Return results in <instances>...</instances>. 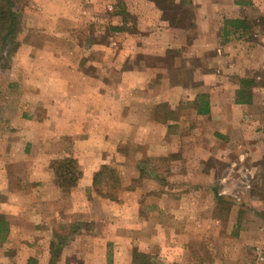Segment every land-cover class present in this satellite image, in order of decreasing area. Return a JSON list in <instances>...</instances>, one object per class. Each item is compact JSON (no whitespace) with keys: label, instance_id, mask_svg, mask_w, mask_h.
Segmentation results:
<instances>
[{"label":"crops","instance_id":"0c3cea01","mask_svg":"<svg viewBox=\"0 0 264 264\" xmlns=\"http://www.w3.org/2000/svg\"><path fill=\"white\" fill-rule=\"evenodd\" d=\"M32 1L40 6L38 14L32 15L30 25L20 36L23 40L30 34L32 41L30 45L21 42L20 50H37V55L30 61L34 71L32 74L27 70L18 73H23L22 81L46 82L45 89L34 92L37 102L26 104L35 108L34 104L38 103L46 109L41 122L30 117L38 128L63 126L64 129H72L62 136L61 142L73 143L78 147L74 149L77 151L83 145L93 143L88 140L90 136L85 134V128L101 127L96 114L109 113L110 140L106 142L108 137L105 136L103 145L108 151H113V161L129 167L128 162L136 146H141L145 157L153 151L160 156L171 155L177 162H189V168L181 167L185 171H174L173 176L174 182H178L176 190L190 195L202 190L214 192L215 171L206 164L210 160L226 159L224 150L231 144L238 143L249 151L250 148H258V153H254L256 155L244 152L240 159L264 158V129H261L264 125V106L260 103V92L255 89L262 79L258 75L261 69L264 70V58L261 57L264 36L252 46L253 43L236 39L231 33L225 35L229 20L245 19L247 6L257 7L264 0H62V28L58 29L42 24L44 4L48 0ZM261 15L264 16V13ZM102 18L107 19H104L106 23L100 22ZM84 24L86 28H83ZM107 28L111 34L103 43L102 31ZM76 33H79L78 37ZM56 42L62 44V55L53 51L52 44ZM99 47L114 51L109 71L102 70L101 59L92 61L85 55L86 50ZM44 48L51 51L41 57ZM18 59L25 68L31 65L20 57ZM191 60H194L195 66ZM90 62H94V68L89 66ZM186 64L190 69L186 68ZM58 66H62L61 88L55 87L57 79L53 71ZM21 93L10 91V102L6 107L9 108V103L14 101L16 108L23 100L24 94ZM27 93L30 96L33 92ZM242 96L247 97L246 101H238ZM103 98L109 106L105 110L102 108ZM201 100L208 104L207 108ZM162 104L168 107L173 117L164 120L156 118ZM205 108L206 112H199ZM7 123L11 128L18 126V122ZM184 128L190 129V132L178 133ZM47 132L45 136L31 133L32 144L39 146L40 137L54 135ZM1 141L0 216L4 218L0 219V264H20L21 259H24L22 264H66L68 257L73 259L70 264H110L106 249L101 255L88 244V240L92 242L97 237L90 235L89 238L82 231L71 241L72 245L70 242L57 253L54 250L56 241L66 239L60 227L107 220L105 214L104 217H97L100 212L98 206L108 209L107 216L110 213L109 223L107 221L106 224H110L114 231L111 242L118 246L114 264H132L131 245L119 247L125 238L120 235V229L123 233L126 229L127 236L136 233V221L140 222L139 233L144 240L141 247L135 244L134 249L140 247L139 251L146 255L159 254H154L153 249L167 237L160 223L153 224L159 230L151 237L145 231L144 226L149 219L144 214L136 220L127 218V222L135 221L133 226L127 224L120 227V218L112 215H119L121 209L134 208L135 204L111 202L97 196L93 189L97 164L85 166L76 187L64 191L55 184L52 170L38 171L30 165H38L35 164L36 152L31 154L36 159L29 158L25 166L14 164L20 167L18 174L10 173L5 156L7 150H4ZM46 145L51 147L49 139ZM125 147L130 153L121 155L119 152L126 151ZM99 151L102 153V150ZM42 157H47L45 161L49 162L56 156L47 153ZM128 172L130 177L140 175L137 168ZM17 182L20 185L25 182L26 185L18 186ZM152 191L148 190L149 193ZM43 192L47 194L46 199L40 196ZM174 200L176 219L188 217L184 214L188 208H191V214H196L198 206L194 202L188 204L183 196ZM147 204V210H157V217L161 216L165 206L161 199L147 201L144 206ZM193 221L190 223L193 224ZM85 239H88L87 245L83 243ZM182 240L180 235L177 241ZM184 258L192 260L190 251L184 253Z\"/></svg>","mask_w":264,"mask_h":264},{"label":"rangeland","instance_id":"374dc122","mask_svg":"<svg viewBox=\"0 0 264 264\" xmlns=\"http://www.w3.org/2000/svg\"><path fill=\"white\" fill-rule=\"evenodd\" d=\"M74 4H76L75 1ZM61 6L62 0L46 1L43 8L44 17L42 24L44 27L50 25L56 29L62 28L61 19H63V8ZM39 8L40 6L36 5L32 0H17L15 14L18 27H14V30L18 31L12 35L13 37L11 36L9 44L6 43V41L2 42L0 40V139L2 140L1 144L4 146V150H7L6 155H4L6 156L10 173L18 174L20 167H15V163L16 165L22 164L25 166L29 158L36 159L31 156L33 152L37 154L35 164L38 165L30 164L29 161L28 164L38 171L52 170L56 185H58V183L55 168L56 164L61 161L73 160L77 165V170L81 172V177L82 169L85 166L90 167L91 164H97L94 179L98 173L102 172L104 167H107L109 170L105 174H110V176H103L97 186L93 188L97 196L111 202H131L135 204L134 208L121 209L118 211L119 215H112L113 217L120 218L119 226H127V224L133 226L135 221L133 223L127 222V218L133 217L136 220L139 215L144 214L145 217L149 219L147 226H144L148 237L155 235L159 230L153 225L158 223H160L167 235L165 241L161 240L160 246L157 244L153 249L154 254L155 252H159L158 255H146L139 251L142 241L144 240L139 233L141 226L140 222H135L136 233L133 232L128 236L126 235V229H124L125 233L121 232L120 229V235H123L125 238L122 243H120L122 246L119 247H124V244L131 245L132 264H264V158H262V160H257L256 158L251 160H244V158L240 159V155L242 153L244 154V152L247 154L251 152L257 154V147L250 148L249 151L236 143L231 144L229 148H225V156L227 154L226 159L218 161L210 160L206 164L208 168L210 167L215 171L216 182L214 183V192L202 190L190 195V193H180L176 190L178 182H174L175 178L173 176L174 171H185L186 168H189V162H177L171 155L160 156L158 152L154 153L153 151L145 157L140 150L141 146H136L132 159L128 162L129 167L113 161V151H108L109 149H105L106 147L103 145V141L106 140L105 136L108 137L106 142L110 140L111 120L109 113L102 112L96 114L97 121H99L101 125L100 128L95 129L88 127L85 128L86 130L83 129L86 131L85 134L90 136L88 140H91L93 143L83 145L81 149L77 151H74V149L78 147L73 143L64 144L61 142L62 136L67 134V132L73 131L72 129H64L65 127L63 126H56L58 127L57 129L56 127L55 129L52 127H44L41 129L32 122L33 118L30 117H34L35 121L41 122V117L46 113V109L40 107L38 103L34 104V106H36L35 108H32V102H37V96H35L34 93L35 90H39L40 88L45 89L46 82L45 80L38 82L32 81L31 79L25 81L20 79L23 75V73H18L20 71L27 70L30 74L33 73L34 66L30 61L32 57L34 58L37 55V50L29 48L20 50L21 42L22 44L30 45L32 41V36L30 34H27L28 37H23V40L20 39V36L24 28L30 25V18L32 15L38 14ZM261 13H264V2L258 4L257 7L251 5L247 6L245 9V19L255 26H261L256 27L249 35L250 38L253 39L250 42V44H254L252 46L258 44L264 36V27L261 22L264 16H262ZM104 19L102 18L103 21L100 22L106 23ZM184 19L186 18L184 17ZM88 25L90 24L88 23ZM101 25L103 26L104 24ZM83 28H86V24L83 25ZM78 29L79 28H77V30ZM102 33L103 43H105L104 40L109 37L111 32L107 28L104 29ZM78 34L79 33H76L77 37ZM44 45L46 46L47 43ZM52 46L56 54L62 55L64 49L60 42H56L52 44ZM47 51L51 50L44 48L41 57L44 56V53ZM75 52L79 55L78 50ZM113 53L114 51L108 48L99 47L97 49L86 50L85 55L90 57L92 61L95 60V58L101 59L103 64L101 65L102 70L105 69L109 71L111 69L109 62L112 59ZM261 55V57L264 58V51H261ZM18 57L23 59V62H28L31 65L26 66V68L21 66ZM190 62L193 63L194 60ZM183 63L185 62L183 61ZM89 64H91L89 65L90 67L94 68V62H90ZM192 65L195 66L196 64L193 63ZM186 66V68L190 69V66L188 67L187 64ZM61 67L62 66H58V69L53 71L57 79L55 81L56 88H61L63 84ZM103 72L105 73L106 71ZM42 73L45 74L46 72ZM258 76L262 79L258 82V85L255 86V89H258L257 93L260 92V103L264 106L263 69H261ZM10 91H12L13 94L14 91H22L21 94H24L22 102L19 103L16 108L14 101L13 103H9L11 105L9 108L6 107L8 102H10L8 99ZM28 91H32L33 93L28 96ZM22 103L25 107L20 106ZM26 104L32 105L27 106ZM107 104L108 102L103 98L102 108H104V110L109 107ZM135 115L136 121L137 113ZM170 117H173V115L168 111V107L162 104L156 113V118L164 120ZM188 119L190 120V117ZM7 122L14 124L18 122V126L17 128H11V125ZM261 129H264V125ZM47 131L52 132L54 134L52 135L53 137H40L41 143L39 146H34L30 139L31 133L45 136L48 133ZM53 131H55V133ZM186 132H190V129L187 130L184 128L178 130V133ZM47 139L50 140L51 147L46 145ZM136 143H139L137 139ZM125 148L127 149L126 151L119 152L121 155H128L130 153V150H128L127 147ZM99 150H102V153H100ZM47 153L56 157L52 161H45L47 157H42V155ZM136 168L140 172V175L135 178L128 176V170L131 172L132 169L136 170ZM113 172L115 179L112 178ZM116 183L117 185H115ZM17 185L25 186L26 183L22 182L20 185V183L17 182ZM62 190L69 191L70 189ZM148 190L153 191L149 193ZM40 196L44 199L47 198L45 192L40 193ZM88 196H91L90 193H88ZM177 196H183L184 201L188 204L194 202L198 206L196 214H191V208H188L184 210V214L188 217L176 219L175 212L177 208L174 206V198ZM159 199L162 200L165 206L162 208L163 212L161 216L157 217V210H147L148 204L144 206V203L147 201L157 202ZM98 209L100 212H98L97 217H104L106 215L107 220L102 218L103 220L96 221V223L81 222L78 226H73L72 223L66 227H60V232L66 239L56 241L57 245L54 246L56 253L58 250H61L62 247H66L79 232H83V234L87 235L89 238L90 235L94 238L97 237V239L92 242L91 240L85 239L83 242L84 245L85 243L87 245L88 240V244L94 246L95 253H101V255L104 253V249H106V255L110 257V264L115 263L118 246L114 242H111L110 237L114 231L111 229L110 224H106L110 218V213L107 216L108 209L102 206H98ZM195 215H197V217H195ZM3 218L4 217L1 215L0 219L2 220ZM193 220H197L198 223ZM190 221L194 223L192 224ZM180 235H182L183 240L178 242L177 240ZM1 243L2 241H0V244ZM79 244L82 243L79 241ZM135 244L137 246L140 245V247L134 249L133 246ZM70 245H72V242ZM150 246L152 245L150 244ZM158 247L160 248L158 249ZM186 251H190L192 260L190 259V261H187V258H184V253ZM23 260L24 259H21L20 264H22ZM57 260L58 257H56V261ZM72 260L71 257H68L66 264H70Z\"/></svg>","mask_w":264,"mask_h":264},{"label":"trees","instance_id":"16d2710c","mask_svg":"<svg viewBox=\"0 0 264 264\" xmlns=\"http://www.w3.org/2000/svg\"><path fill=\"white\" fill-rule=\"evenodd\" d=\"M159 2V0H158ZM17 0H0V40L9 44L11 41V36L17 33L18 30H14V27H18L16 24V7ZM157 3V2H156ZM240 4H244V2H239ZM264 27V18L261 20ZM260 25H253L246 19L242 20H229L227 22V28L225 31V35L228 36L230 33L236 37V39L246 40L247 42H251L253 39L250 38L251 32ZM261 27V26H260ZM13 37V36H12ZM241 95V94H240ZM247 97L242 96L241 100L238 101H246ZM201 104H204L207 108L208 104L201 100ZM205 110H200V113L206 112ZM109 169L104 167L102 172L98 173L94 179V186H97L101 178L103 176L107 177L110 174L107 173ZM56 179L59 188L62 189H72L76 187L78 181L81 178V172L77 170V165L73 160H65L56 164L55 168ZM112 178L115 179V175L113 172ZM114 181V180H113ZM117 185V183L115 184Z\"/></svg>","mask_w":264,"mask_h":264}]
</instances>
